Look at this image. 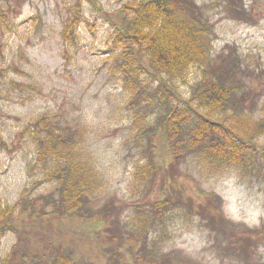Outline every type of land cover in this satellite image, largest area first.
I'll use <instances>...</instances> for the list:
<instances>
[{
  "label": "rangeland",
  "instance_id": "374dc122",
  "mask_svg": "<svg viewBox=\"0 0 264 264\" xmlns=\"http://www.w3.org/2000/svg\"><path fill=\"white\" fill-rule=\"evenodd\" d=\"M78 1L81 22L66 40ZM133 1L0 0V204L25 194L36 213L50 210L57 185L35 163L33 140L50 124L78 139L99 178L75 217L31 215L20 234L2 231L0 264L97 259L108 243L121 246L120 264H264V133L253 142L259 161L231 166L190 146V120L172 153L164 120L184 104L163 99L151 76L133 87L110 46L119 9ZM187 9L211 52L171 82L177 97L190 98L212 74L232 90L225 118L263 121L264 0H187ZM137 233L138 247L129 246Z\"/></svg>",
  "mask_w": 264,
  "mask_h": 264
},
{
  "label": "trees",
  "instance_id": "16d2710c",
  "mask_svg": "<svg viewBox=\"0 0 264 264\" xmlns=\"http://www.w3.org/2000/svg\"><path fill=\"white\" fill-rule=\"evenodd\" d=\"M89 1L94 3V0ZM76 7V14L64 29L66 40H70L73 30L81 22L80 1ZM118 12L122 20L112 23L110 37L111 49L119 58L117 70L130 79L133 87L140 74L151 76L157 81L156 89L162 91L163 99L173 97L184 104L179 111L177 108L169 111L164 120L171 130L168 139L172 153L177 155L181 150L177 140L181 127L193 120L189 144L202 149L206 159L231 166L243 165L246 160L257 163L258 154H255L257 150L253 142L264 133V120L249 124L236 117L225 118V105L231 88L221 86L212 74L207 73H203L201 86L188 99L177 97L176 87L171 85L173 80L182 78L190 67L205 65L211 52L208 31L188 15L187 0L133 1L123 5ZM4 19L5 15L0 10V23ZM76 139H67L53 124L33 137L36 144L35 163L41 167L43 177L57 185V196L45 213V208L36 213L25 194L11 205L0 204V233L10 231L20 234L24 231L20 227L24 226L22 219H29L31 215L54 218L62 214L69 218L83 209L84 200L98 189L99 178L83 160L81 151L76 149ZM2 145L5 142L0 137ZM164 204L163 201L157 202L160 207ZM77 216L84 217L81 214ZM86 218L96 219L92 215H86ZM139 236L137 233L125 241L137 248ZM110 244L102 247L105 250L95 256L97 259H77L71 254L56 255V264H120L121 246L110 247Z\"/></svg>",
  "mask_w": 264,
  "mask_h": 264
}]
</instances>
